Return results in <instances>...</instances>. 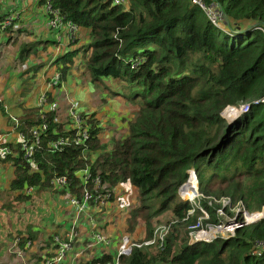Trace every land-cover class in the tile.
<instances>
[{"label":"trees","instance_id":"16d2710c","mask_svg":"<svg viewBox=\"0 0 264 264\" xmlns=\"http://www.w3.org/2000/svg\"><path fill=\"white\" fill-rule=\"evenodd\" d=\"M49 1L88 34L84 45L53 57L57 83L52 87L65 81L81 51L90 80L119 85L111 94L138 108L127 132L107 150L93 114L87 119L89 139L83 151L72 142L49 148L52 139L71 134L54 120L52 110L35 106L15 121L8 118L15 138L21 133L27 140H32L33 127L45 123L33 146L32 172L31 163L21 158L19 141L0 136V145L9 149L0 153V162L11 169L7 187L13 198L28 200L29 186L53 189L57 177H65L60 189L67 196L79 198L83 185L74 171L87 167L104 189L126 179L137 190L127 232L140 219L146 239L156 225L169 223L161 245L134 247L116 264H264V247L251 248V241H264V217L237 228L232 237L192 243L187 237L199 207L208 214L202 224L222 221L215 215L221 198L228 199L222 209L229 217L238 202L248 212L264 207V0H204L215 10L218 26L189 0H126V6L111 0ZM51 100L48 94L47 102ZM242 104L247 109L228 122L221 116L226 107ZM0 115H5L1 99ZM188 169L199 194L194 204L175 193L178 185L179 196L182 186L194 181ZM164 213L169 217L151 226V219ZM114 255L102 252L85 264H113Z\"/></svg>","mask_w":264,"mask_h":264},{"label":"rangeland","instance_id":"374dc122","mask_svg":"<svg viewBox=\"0 0 264 264\" xmlns=\"http://www.w3.org/2000/svg\"><path fill=\"white\" fill-rule=\"evenodd\" d=\"M126 5L127 2L123 4V6ZM22 28L23 30L25 29V27ZM23 30L19 34L16 29L0 32V38L5 40L7 38V42L12 41L14 35L18 34L15 43H13L14 39L8 45L5 43L0 44V57L8 51L14 55V66L11 67V64H8V82L10 84L13 83L14 90L16 88L20 90L15 94L14 98L17 99L20 95L21 98L27 96L23 104H30V101L33 102L34 93L45 88L43 86L45 82L52 87L50 79H46V73L55 72L56 66L51 58L61 53L65 47H57L53 43L48 42L42 48L44 44L34 40L33 37L28 40V35L24 34ZM83 37H87L88 41V34L83 31L71 42V45L77 42L84 43ZM49 40H52L50 35ZM74 62L75 68H70L68 71L69 79L64 86L67 90L63 91V98L74 99L81 114H89V117L90 114H93L96 119V125L99 127L98 138L101 140L100 143L103 149L107 150L114 139L123 136L127 132L128 123L133 119L132 117H134L138 105L126 101L120 95H112L111 88H120L119 85L115 86L112 84V81L108 79L91 81L89 73L85 70L83 64V52L79 51L76 54ZM52 65L53 67L50 68ZM43 71L44 74H41ZM72 71L75 74L71 75ZM52 89L54 88L52 87ZM2 96L4 107L9 115H17L20 110L15 107L18 100L12 98L13 92L10 91L5 94V91H3ZM225 114L222 111L221 116H225ZM60 115L63 114L61 113ZM10 124L12 125V121ZM62 125L64 127L65 123ZM82 157L86 158V156ZM89 157V161L94 159L93 156L89 155ZM6 164V162H0V168ZM2 188L3 190H0V264H21L20 259L18 261L15 260L18 258L17 249L21 250L19 256L26 258L24 261L27 263L40 250L51 247V235H62L68 227L70 223L69 213L65 209H61L62 207L59 203L69 196H67V192L52 185L54 191L53 189L34 188L27 192L30 193L28 200H16L13 198L14 192L8 189L6 181ZM177 189L178 186L175 193L179 200L193 201L196 198L194 195L192 198L181 199L176 192ZM137 205V190L129 184L117 185L105 204L90 202L88 210L79 216L80 222L76 233L77 239L82 240L75 243L76 247L86 248L91 229H97L104 235L114 239L121 235H127L135 241L145 238L146 226L140 219L137 220L138 224L133 231L127 232L125 230L127 217ZM216 214L221 216V219H229L231 217L224 211H217ZM167 217H169L168 213L155 216L151 219V226L165 221ZM20 241L22 243H19ZM26 241H29V246L23 248ZM14 242L16 243L15 247L12 246ZM81 242L82 246L80 245ZM116 248L117 242L104 248L96 246L92 248V257H97L102 252L114 254ZM80 256L85 258L83 253Z\"/></svg>","mask_w":264,"mask_h":264},{"label":"built area","instance_id":"2783aa9c","mask_svg":"<svg viewBox=\"0 0 264 264\" xmlns=\"http://www.w3.org/2000/svg\"><path fill=\"white\" fill-rule=\"evenodd\" d=\"M10 4L16 5L19 2L24 0H8ZM115 4H124L126 0H111ZM192 4L198 6L204 13L208 21L215 26H218V17L216 15L215 10L213 9L211 4H206L204 0H189ZM42 10L46 16V26L48 29H54L57 31L56 40L58 42L63 39L71 44L77 36L80 34L81 29L78 25L73 23L70 20L64 19L61 15L59 10L53 7L49 0H43L41 3ZM19 12L17 10H9L7 11L0 20V31H3L7 28L9 29H17L18 28V20H19ZM50 82L52 85L57 83V73L54 72L50 78ZM264 103V96L260 100ZM36 106L40 107V111L42 110H52L57 111V107L54 102H47V95L45 90H41L37 93L36 97ZM242 108V109H241ZM226 115H230L234 111H243L247 109L246 104H242L239 107H230L228 106ZM225 110V109H224ZM223 110V111H224ZM239 112V113H240ZM56 113V112H55ZM63 115H57L54 117V120L62 123L66 130L71 131L70 135L67 136H59L51 141H49L48 146L52 150L61 149L64 145L72 142L74 145L80 147L81 151L86 149V143L89 139V124L87 123V119L89 118V114H81L78 110V104L74 99H68L67 104L63 110ZM238 114V113H236ZM235 114V115H236ZM234 115V116H235ZM233 116V117H234ZM232 117V118H233ZM42 119V117H41ZM15 121V120H14ZM14 130V126L11 128ZM45 129V123L41 121L40 126L33 127L30 130V135L32 140H27L23 137L21 133L16 134V140L20 143L21 149V158L24 161H28L31 163L29 166V172L35 170V163L32 161V154H33V146L38 141V134L40 130ZM4 140V139H3ZM2 138L0 137V142ZM9 152L7 146L0 145V153L6 154ZM75 175L80 178L82 187V194L79 198L75 196L67 197L63 202H60V206L62 209H65L69 213L70 223L64 233L62 235H52L51 236V247L44 250L43 253L37 254L38 258H33L25 263L22 260L21 264H67V258L69 253L72 251L73 246L77 239L76 229L78 223L80 222V214L86 212L88 210V206L90 202L98 203V204H105L114 189L119 184H131L125 179L118 182L116 185L108 187L106 189L100 184L99 178L97 176H91L88 168L84 167L74 171ZM186 173H190L192 178L195 180L193 171L188 169ZM90 183V188H87V184ZM51 185L54 187L65 188L66 180L65 177H57L52 179ZM179 187V185H178ZM32 190L31 186L25 189L26 192H30ZM195 199L191 202L194 204L196 199L198 198L199 194L195 190ZM193 195V196H194ZM220 207L215 209L217 211H224L222 207H224L228 203L227 198H221L218 201ZM200 216L196 219V221L189 225L187 237L188 242H200V241H210L215 237L226 238L232 237L235 234L237 228L252 223L259 218L264 217V207L260 211L256 212H248L244 209L240 202L230 209L233 215L229 219H222V221H218L216 224H212L206 222L204 224L201 223L202 220H206L208 218V214L206 210L199 207ZM191 210H188V213ZM216 216L221 217L219 215ZM169 223L167 224H158L156 225L150 237L146 239H141L140 241H135L130 239L127 235H121L119 237V241L117 243V248L115 251V255L113 257V264L117 263L118 256L121 255H128L131 250L136 247H144V246H153L155 244L161 245L164 241L165 235L168 231ZM235 230V231H234ZM89 235V239L86 244V248H94L96 246L100 248H104L111 244V238L104 235L97 229H91ZM233 232V233H232ZM252 248L258 249L264 247V241L254 240L251 241ZM13 247L16 246L14 242ZM29 246V241L25 242L23 248H27ZM21 250L17 249V255H20ZM76 255V253H75ZM96 264H101L97 262Z\"/></svg>","mask_w":264,"mask_h":264},{"label":"crops","instance_id":"0c3cea01","mask_svg":"<svg viewBox=\"0 0 264 264\" xmlns=\"http://www.w3.org/2000/svg\"><path fill=\"white\" fill-rule=\"evenodd\" d=\"M11 9L17 10L19 12V15H20L19 20H18V27H19L17 30V31H19L18 34L20 33V31L23 30L22 27H25V29L23 31H24V34L28 35V40H31L33 37L34 40H38V42H40L42 44H44L43 43L44 41L48 40V42L50 41L51 43H53L57 47H65L64 49H66V48L73 49V48L79 47L81 45H84L85 43L88 42L87 37L82 38L84 40L83 41L84 43L77 42V43H74L71 45L69 42L64 41L63 39H61V41L58 42L56 40L57 31L54 29H48L46 26V23H45L46 22V16L42 10L41 3L39 4L38 0H24L22 2L17 3L16 5L10 4L8 2V0H4V1L0 0V15L1 16H3L7 11H9ZM83 31H84V33L86 32L85 30L81 29V32H83ZM17 35H14V37H13L15 39V41H14V39L12 40V41H14L13 43L16 42ZM49 35L52 36V40H49ZM12 41L7 42V38H6V40L4 38H0V44L5 43L6 45H8L9 43H12ZM85 41H87V42H85ZM44 46H45V44L43 45L42 48H44ZM56 55H54V56H56ZM52 59H53V57L51 58V60ZM8 64H11V67L14 66V55L10 51L5 52V55L0 57V99L3 102V98H2L3 97L2 96L3 91H5V94H8L10 91H12L13 92L12 98L14 100H18V101H16L17 104L15 107H17V109H19L20 111L17 115H9L6 108L4 107L5 115H3V116L0 115V136L9 138V141H15L14 138H15L16 132L11 129L13 126L8 121V118L15 120L18 116H20V112H22L24 109L35 107L36 106L35 101H36L37 93L41 90H38L34 93L33 102L30 101V104H23V101L26 100L27 96H25V98H21V95H20L19 98L15 99L14 98L15 94L20 90H17V88L14 90L13 83L10 84L8 82V77H9V74L7 72V69L9 68ZM49 64H50V62H49ZM74 64H75V62H74ZM48 66H47V68H48ZM75 66L76 65H73L72 69L75 68ZM51 67H53V65L50 66V68ZM53 73H54V71L51 74L46 73V79L47 78L50 79ZM41 74H44V71ZM73 74H75V73L72 71L71 75H73ZM68 79H69V75L66 76L65 81H63L60 86L53 87L54 89H52V87L48 86L47 82H45V84H43V86H45V88L43 90H45L46 95L49 94V96L52 98V100L50 102H54L56 107H57V111H55L56 112L55 116L63 113V110H64V108L67 104V101L69 99L68 97L63 98V91L67 90V88L64 86L68 82ZM20 100H21V102H20ZM14 116H16V117H14ZM10 177H11V169L6 164L2 168H0V190H3L2 187H4L5 181L7 183L9 181ZM78 225H79V223H78ZM119 237L120 236H118L116 239L111 237V245H114L115 242L118 243ZM81 240L82 239L77 240L76 242H80ZM80 245L82 246V242L80 243ZM80 251H82V253L85 255V258L83 256H80L82 254V253H80ZM43 252H44V250H40L37 254H41ZM75 253H76V255H75ZM92 253H93L92 248L88 249L85 247L84 248L79 247V246L76 247V245H75V246H73L72 251L68 255L67 264H78L79 262H80L79 264H83V263H85L86 260L92 258ZM109 254H111V253H109ZM88 256L90 258L87 259L86 257H88ZM19 259L21 262L24 259L26 260V258H21L18 255V258H16L15 260L18 261Z\"/></svg>","mask_w":264,"mask_h":264},{"label":"bare ground","instance_id":"6f19581e","mask_svg":"<svg viewBox=\"0 0 264 264\" xmlns=\"http://www.w3.org/2000/svg\"><path fill=\"white\" fill-rule=\"evenodd\" d=\"M196 182L191 180L185 183L180 189V197L181 199L192 198L195 193Z\"/></svg>","mask_w":264,"mask_h":264},{"label":"water","instance_id":"95a60500","mask_svg":"<svg viewBox=\"0 0 264 264\" xmlns=\"http://www.w3.org/2000/svg\"><path fill=\"white\" fill-rule=\"evenodd\" d=\"M226 108H228V107H226ZM225 108V109H226ZM242 109V108H241ZM240 112V111H239ZM238 111H234V112H232L229 116L228 115H226V117H227V119H226V121L228 122L236 113H239ZM195 182H196V180H195ZM196 185H197V183H196ZM195 190L197 191V186L195 187Z\"/></svg>","mask_w":264,"mask_h":264}]
</instances>
